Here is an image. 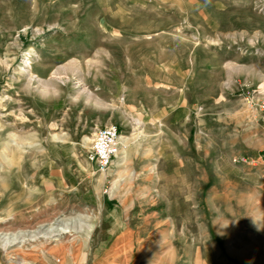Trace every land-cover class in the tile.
Returning <instances> with one entry per match:
<instances>
[{"label": "rangeland", "instance_id": "obj_1", "mask_svg": "<svg viewBox=\"0 0 264 264\" xmlns=\"http://www.w3.org/2000/svg\"><path fill=\"white\" fill-rule=\"evenodd\" d=\"M253 90L264 0H0V264H264Z\"/></svg>", "mask_w": 264, "mask_h": 264}, {"label": "built area", "instance_id": "obj_2", "mask_svg": "<svg viewBox=\"0 0 264 264\" xmlns=\"http://www.w3.org/2000/svg\"><path fill=\"white\" fill-rule=\"evenodd\" d=\"M261 94V96L259 95ZM250 107L259 111L264 118V91H255L249 96ZM121 130L115 124L98 127L92 137V144L87 153L88 161L95 169L106 176H110L114 170V163L121 152ZM234 161L248 162L247 158H234Z\"/></svg>", "mask_w": 264, "mask_h": 264}, {"label": "bare ground", "instance_id": "obj_3", "mask_svg": "<svg viewBox=\"0 0 264 264\" xmlns=\"http://www.w3.org/2000/svg\"><path fill=\"white\" fill-rule=\"evenodd\" d=\"M34 60V59H33ZM33 60H30L29 62H28V64H31L32 62H33ZM90 140H92L91 138H86V141H90ZM122 140H123V136H122ZM2 223H4L3 222V220L0 218V224H2ZM68 232H70V230L69 231H63L62 233H68ZM20 234H21V232H19ZM19 233H14L13 235H14V237H11L10 236V234H12V233H5V234H3V232H0V238L1 237H4V236H6V237H4V239L6 238V239H9V243L10 242H14V241H16L18 238H20V237H24V236H22V235H19ZM22 233H24V232H22ZM45 233H47V232H45ZM24 235V234H23ZM46 237V236H45ZM46 238H49V237H46ZM5 239V240H6ZM50 241V240H49Z\"/></svg>", "mask_w": 264, "mask_h": 264}]
</instances>
